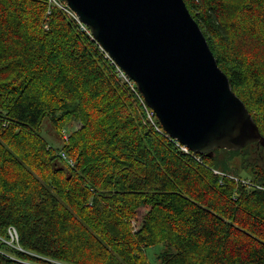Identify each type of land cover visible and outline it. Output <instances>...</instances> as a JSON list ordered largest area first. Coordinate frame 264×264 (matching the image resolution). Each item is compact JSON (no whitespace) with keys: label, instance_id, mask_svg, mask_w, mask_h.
Masks as SVG:
<instances>
[{"label":"trees","instance_id":"1","mask_svg":"<svg viewBox=\"0 0 264 264\" xmlns=\"http://www.w3.org/2000/svg\"><path fill=\"white\" fill-rule=\"evenodd\" d=\"M184 2L264 136V0ZM199 155L63 10L0 0V264H264V190L229 177L264 187V143Z\"/></svg>","mask_w":264,"mask_h":264},{"label":"water","instance_id":"2","mask_svg":"<svg viewBox=\"0 0 264 264\" xmlns=\"http://www.w3.org/2000/svg\"><path fill=\"white\" fill-rule=\"evenodd\" d=\"M64 1L172 138L204 155L264 143L184 0Z\"/></svg>","mask_w":264,"mask_h":264},{"label":"built area","instance_id":"3","mask_svg":"<svg viewBox=\"0 0 264 264\" xmlns=\"http://www.w3.org/2000/svg\"><path fill=\"white\" fill-rule=\"evenodd\" d=\"M48 3L52 6L59 7L61 10H63L69 17H71L72 19H74L76 21V23L78 24V26L81 30L86 32V34L92 40H94L96 43H98L95 40V38L93 37V35H92L91 31L89 30V28L87 27V25L80 21V19L76 15V13L65 3L64 0H48ZM98 47H99V51L102 53L103 57L106 58L109 65H112L114 67L115 71L117 72V76L119 77V79L123 83H125L129 87L131 92L135 95L137 102L141 106V109L143 112L144 122L147 125H149L151 128H153L155 132L166 137L169 141H171L173 144H175V146L180 151H182L183 153H185L189 156H192L197 161L202 162V160H201L202 158L199 155V153L190 150L186 145L180 143L177 139L172 138L168 133H166L164 131L161 124L159 123V121L156 118L154 110L146 104L142 94L139 92L138 88L136 87L135 82L125 73V71L114 61V59L109 55V53L99 43H98ZM61 155H62V157H65L64 153H61ZM213 171H214V173H217L220 175H225L221 171H218V170H213ZM229 177L233 178L235 181H238L239 183H241L243 185L258 187V188L264 190L263 186L255 185V183H253L249 179H241V178L233 176V175H229ZM132 226H133L134 231L138 230V228H139L136 220H132ZM9 233H10L11 239H17V233L13 227L9 228Z\"/></svg>","mask_w":264,"mask_h":264},{"label":"rangeland","instance_id":"4","mask_svg":"<svg viewBox=\"0 0 264 264\" xmlns=\"http://www.w3.org/2000/svg\"><path fill=\"white\" fill-rule=\"evenodd\" d=\"M45 27H47L46 25H45ZM106 59V58H105ZM107 63H108V61H107ZM109 64V63H108ZM68 127L69 128H71V129H76V128H78V127H80V122L79 121H77V120H73L72 122H70L69 124H68ZM44 133V132H43ZM44 135L47 137V139H49L52 143H56L57 145H59L61 142H62V140H61V136L58 134V133H56V132H54L53 130H51V129H48V131L47 132H45L44 133ZM63 137H67V134H65V135H63ZM15 229V228H14ZM16 230V229H15ZM16 233H17V231H16ZM9 235H10V233H9ZM11 237V236H10ZM14 240H17V239H14ZM155 251H156V249H151L150 250V255L148 256L149 257V260L150 261H155V258H154V253H155Z\"/></svg>","mask_w":264,"mask_h":264}]
</instances>
